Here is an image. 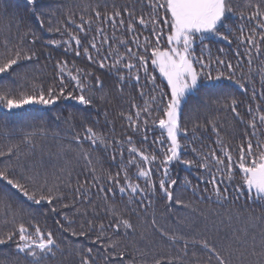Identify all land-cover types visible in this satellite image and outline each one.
<instances>
[{"label": "snow or ice", "instance_id": "obj_1", "mask_svg": "<svg viewBox=\"0 0 264 264\" xmlns=\"http://www.w3.org/2000/svg\"><path fill=\"white\" fill-rule=\"evenodd\" d=\"M137 2L141 5L139 9L132 4L117 6L113 3L110 11L107 0L103 5H85V14L79 16V24L69 12L66 18L76 31H69L65 27L61 33L59 27L49 28V32L55 31L62 36L67 34V39L49 40L47 44L57 48L63 46L65 55L72 53L75 57H83L90 65L106 69L114 76L115 91L121 96L127 92L130 100L129 111H120L118 116L132 133L140 136L139 143L149 147H137L132 135L121 140L97 130L100 124L98 119L69 114L64 117L58 115L56 119H62L73 130L76 127L73 121L80 120L83 132L74 130L73 142L78 149L77 159H83L91 173V183L87 179H77L73 184L71 172L66 168L60 169L63 176L46 170L53 155L60 156L76 150L58 144L57 152H49L46 161L44 147L38 142L47 140L50 134L53 139H58L59 133H50L43 123L22 137L21 143L28 146V151H22L20 144L9 146L6 152L0 151V157H8V162L0 167V218L4 219L5 224H12L9 230L0 232V246H3L0 248V264H54L58 254L64 255L53 231L47 227L42 229L35 222V213L45 215L44 206L48 207V213L61 216L64 223L60 220L55 223L62 232L90 239V233L98 232L93 242L107 239L109 242L103 245L104 251L107 252L109 248L113 250L105 260L118 256L120 264H124L125 251H118V240L106 237L104 223L97 225L88 220L86 226L83 223L80 225L79 232L73 229L74 221L67 211L62 210H74L85 216L87 212L80 213L75 200L65 203L64 190L70 189L80 202L89 199L91 203L90 195L95 187L103 197L104 211L113 218L107 227L116 232L123 229L127 235L136 231L131 219L126 218L130 213L137 212L133 205L146 207L144 198L154 196L157 189L169 204L192 207L191 202L174 199L173 190L178 187V181L197 199L212 200L221 208H226L225 212H215L212 227L217 236L214 242L207 237L191 241L207 254L204 264H264V138L261 137V133H264V108L259 102L254 107L249 103L246 106L249 118L245 119L238 111L240 101L235 97L229 94L222 101L219 97L213 100L210 95L212 88L219 87L220 81L227 80L235 83L242 93L250 91V99L256 100L252 53L255 52L257 57L264 54V0H244L242 6L234 3V0ZM24 4L43 28L44 18L51 14L43 0H24ZM234 17L252 25L247 35L245 23L238 25L239 35L235 34L232 26ZM104 23L110 24L114 30L123 29L130 34L129 38H118L115 31L109 37L101 26ZM10 29V25L0 29L3 36L0 39V109L7 113L36 106L52 110L53 106L64 101H74L80 106L95 109L98 105L111 102L110 94H105L103 81L93 72L76 66L74 61L60 59L55 62L54 82L45 83L39 79L32 65L39 62L41 55H46L47 59H51V55L38 53L34 47H25L20 36L13 39L9 35ZM144 31L149 35L141 36L140 33ZM93 32L95 35H91ZM25 35L32 37L27 42L29 45L36 44L35 32L29 30ZM213 38L228 44L235 39L238 46L243 45V53L239 50L234 53L235 64L232 60L222 59L220 55L213 57L212 49L205 43ZM197 48L200 55L196 54ZM219 52L227 55L222 48ZM245 57L247 74L242 69ZM149 65L152 66L151 71ZM238 69L241 71L240 77H237ZM156 70L162 77L159 84L154 74ZM259 81L262 86L259 97L264 100V59L259 64ZM248 84L251 85L250 89L246 86ZM129 89L135 90L136 96ZM137 96L140 103L136 102ZM193 98L204 107L209 106L205 103L206 98L210 103L230 109L244 126L241 141L235 146V156L232 149L226 146L215 120L201 124L192 118V114L198 111L195 103L190 105ZM103 115L105 123H111L106 110ZM89 120L92 122L89 123ZM149 125L158 127L160 132L151 141L147 134ZM209 130L215 134L214 143L218 148L199 151L193 147L191 151L196 159L183 158L189 145L182 144L181 139H188L191 132V139L195 140L199 132ZM85 142L94 150L111 149L110 159L120 170L113 173L102 166L98 170L93 165L90 152L83 148ZM154 145H158L155 151L150 150ZM217 152L220 154L217 155ZM176 164H183L186 168L195 167L206 175L197 176L196 184L187 177L181 181L172 174ZM129 167L136 168V180H143V187L129 176ZM154 176H159V179H154ZM117 194L127 200L123 207L109 203V196L115 197ZM147 204L150 205L151 200ZM92 211L95 214V206ZM26 216L33 219L25 223ZM152 223L155 225V219ZM219 233H223V236H219ZM161 235L174 245L181 243L182 255L154 258L151 264H175L188 256L189 240L183 235H170L167 232H161ZM76 255L80 257L79 264H96L91 247L78 248ZM140 255L144 256L145 253L141 252ZM128 264H135L134 256L129 258ZM195 264H201L199 258Z\"/></svg>", "mask_w": 264, "mask_h": 264}, {"label": "trees", "instance_id": "obj_2", "mask_svg": "<svg viewBox=\"0 0 264 264\" xmlns=\"http://www.w3.org/2000/svg\"><path fill=\"white\" fill-rule=\"evenodd\" d=\"M105 0H43L45 7L50 10V15L45 19L43 28L39 25L38 21L30 14L29 9L25 6L24 0H0V29H3L6 25H10L9 35L15 39L20 36L24 40L25 47H34L38 53L50 54L51 59H47L46 55H41L39 62L32 65L33 69L36 70V74L39 79L43 80L45 83L54 82L56 76L55 62L57 60L63 59L69 62L74 61L76 66L80 68L87 69L93 72L96 76L103 81L105 85V94H110V103L104 105H98L97 108L93 109L91 106H80L74 101H64L58 106H53L52 110L42 109L39 106L34 108H26L21 110H16L14 113H7L6 110L0 109V151H7V148L14 144H20L22 151H28V146L21 143V139L25 133L32 131L33 128L43 123L49 128L50 133H59L58 139H53L51 134L49 138L42 143L44 147V157L48 161V153L51 152L55 154L57 152V145L63 144L66 148H70L76 151H68L64 155L56 156L53 155L51 160L47 163L46 170L49 172L60 173V169L66 168L71 172L72 183L75 184L77 179L83 181L85 179L89 180L91 183V173L85 167L86 162L83 159H77V145L73 142V131L83 132V128L80 126V120H75L73 123L76 125L73 130L69 125L65 124L63 120H57L56 117L59 115L61 117L68 116L69 114H75L77 116L91 117L92 119H98L100 121L97 130L103 131L106 134L114 135L118 139L123 140L127 135H132L133 141L136 143L137 147H149V145H141L139 143L140 136L132 133L125 123V121L119 118L118 113L120 111H129L130 100L127 92L121 96L115 91L116 81L112 74H110L106 69H99L97 66L90 65L89 62L83 57H75L72 53L68 55L64 54L63 46L57 48L52 45H48L49 40H64L67 39V34L61 35L64 32L65 27L69 31L75 32L76 28L74 25L70 24L67 20V15L69 12L73 14V18L76 23L79 24V16L85 14L83 8L85 5L95 6L97 3L103 5ZM109 5V11L111 10V5L114 3L117 6L124 4H132L137 9L140 8V3L137 0H107ZM234 3H240L241 6L244 0H234ZM63 5V7H59ZM247 11V9H244ZM90 11V10H89ZM245 23V35H247V30L252 25L242 22L237 18H233L232 26L233 31L236 35H239L237 27L239 24ZM109 37L113 35L115 31V36L124 39H128L130 34L121 30H114L110 24L104 23L101 25ZM61 29V33L51 31L49 28ZM119 28V26H117ZM29 30L36 33L37 42L35 45H29L27 42L32 39L31 35H25ZM139 31V30H138ZM141 36H147L149 33L147 31L141 32ZM95 35V33H91ZM3 36L0 35V39ZM163 43V41H162ZM205 43L209 45L212 49L213 57L220 55L222 59L232 60L235 64L234 53L239 50L243 53V45L238 46V42L233 39L232 44H228L225 41L213 38L212 40H206ZM224 49L227 55H222L219 49ZM123 51V48H121ZM197 55H200L199 48H197ZM253 55L252 68L253 79L255 80L257 89V98L255 101L251 100V92L242 93L241 90L235 85V83L222 80L219 82V87L212 88L210 90V95L212 99L215 100L219 97L222 101L229 96L235 97L240 104L238 105V111L245 119H248L246 113V106L250 103L255 106L257 102L261 103L262 108H264V100L259 97V91L262 90V86L259 81V64L260 60L264 59V54L257 57L255 52ZM150 71L152 66L149 65ZM242 69L245 74L248 72V65L246 57L242 64ZM157 77V83L162 82V77H160L158 70L154 73ZM241 71L237 70V77H240ZM94 83V82H93ZM249 89L251 85H246ZM133 96H136V91L129 89ZM148 91V89H145ZM203 96V92L201 93ZM136 102L140 103V98L136 97ZM195 103L198 107V111L192 114V118L198 123L204 124L206 121L215 120L217 126L220 129L221 137L224 139L226 146L232 149L233 155L235 156V146L240 143L242 132L244 131V126L241 125L235 118L234 114L230 109H225L217 104L210 103L205 98V103L209 104L208 107L200 105L196 98L190 101V105ZM87 108V111H85ZM108 112V120L111 123H105V117L103 115L104 111ZM99 112V115H98ZM89 123L92 120L88 121ZM191 128V123L188 124ZM96 127V125H93ZM150 131L147 133L149 140L156 139L160 132L158 127L149 125ZM191 132L189 133L188 139H181L182 144H187L189 147L185 150V159H196V155L191 151L193 147L197 148L199 151H207L209 148H218V145L214 143L216 139L215 134L211 130L204 132L201 131L197 134L195 140L191 139ZM261 137L264 138V133H261ZM255 141V137H253ZM202 142V143H201ZM127 147V145H126ZM158 145H154L150 150L155 151ZM83 148L87 149L91 156L93 157V165L99 170L101 166L106 171H111L115 173L120 169L114 166V163L110 159L111 149L108 151L94 150L91 146L85 142ZM40 149L37 148L39 153ZM220 153L217 152V155ZM98 158V159H97ZM125 158L127 159V152H125ZM119 157L117 158V162ZM8 162V157H0V167ZM155 167V165H153ZM129 176L133 178L134 182L141 183L144 186L143 180H136V168H128ZM173 177H179L182 181L183 178L187 177L192 180L193 184L198 183L196 180L197 176H204L206 173L203 170L198 171L195 167L186 168L183 164H176L172 168ZM154 179L158 180L159 176H154ZM204 185L201 183V187ZM209 189L211 185L208 186ZM65 203H70L73 200L76 201V208L80 209V213L87 212V216L83 214H77L73 211L64 209L62 211H67L70 219L74 221L73 229L77 232L80 231V225L83 223L86 226V222L91 220L94 224L104 223L106 226V237H111L112 240H118L120 242L118 251H125L124 264H128L130 257H135V264H143L144 261L147 264H151L154 258H159L161 256H177L182 255L180 249L182 248L181 243L172 244L166 237L161 235V232H167L170 235L173 233H179L189 240L188 256L184 257L183 261H176L175 264H195L197 258L200 259L201 264L207 259V254L205 251L196 244L191 243L192 240H198L201 237H207L210 241L214 242V237L217 233L212 227V221L215 219V212H225L226 208H221L219 205L214 203L212 200L197 199L193 196L190 190L184 188V186L178 181V187L173 190L174 199L179 198L184 200L186 203L191 202L192 207H183L177 204H169L163 194L157 189L156 194L148 195L145 197L146 207H140L139 205H133L137 208L136 213H130L126 218H130L132 223L135 225V233L129 232L125 235L124 230L121 229L119 232L108 228L107 225L113 218L104 211L103 204L104 200L101 194H98L95 187L92 188V194L90 195L91 203L89 199H84L80 202L79 198L70 190L65 189ZM109 203H115L117 207H123L126 203V199H122L119 194L115 197L109 196ZM139 199V197L137 198ZM151 200V204L148 205L147 201ZM243 201L241 200L240 203ZM95 206L96 212L93 214L92 208ZM238 206V205H236ZM195 209V210H194ZM45 215H40L38 212L35 213L34 219L36 223H39L40 227L43 229L45 227L51 229L61 243V247L64 250V255L58 254V260L54 264H79L80 257L76 255V250L86 249L91 247L93 249V257L96 258V264H120L119 257L113 256L109 260H105L112 249H108L107 252L104 251L103 245L107 244L109 241L104 239L99 243H94V236L98 232L90 233L89 237H73L69 232H62L58 229L55 221L60 220L64 223L61 216H55L54 214L48 213V207L44 206L43 209ZM202 213V214H201ZM10 219V217H9ZM33 219L32 216H26L24 218L25 223ZM155 219L156 223L153 225L152 221ZM67 226V225H66ZM12 227L11 223H4V219L0 218V232L7 231ZM219 236H223V233H219ZM3 246H0L2 248ZM8 251V249H4ZM145 253L141 256L140 253ZM195 253V256L193 255ZM86 254V253H85Z\"/></svg>", "mask_w": 264, "mask_h": 264}]
</instances>
